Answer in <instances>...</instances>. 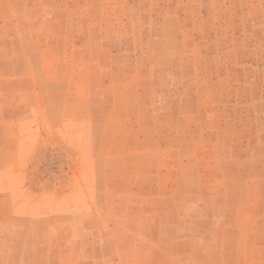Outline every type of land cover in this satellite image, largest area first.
I'll use <instances>...</instances> for the list:
<instances>
[{"label":"rangeland","instance_id":"1","mask_svg":"<svg viewBox=\"0 0 264 264\" xmlns=\"http://www.w3.org/2000/svg\"><path fill=\"white\" fill-rule=\"evenodd\" d=\"M0 264H264V0H0Z\"/></svg>","mask_w":264,"mask_h":264}]
</instances>
